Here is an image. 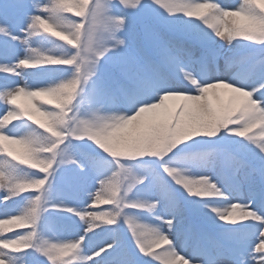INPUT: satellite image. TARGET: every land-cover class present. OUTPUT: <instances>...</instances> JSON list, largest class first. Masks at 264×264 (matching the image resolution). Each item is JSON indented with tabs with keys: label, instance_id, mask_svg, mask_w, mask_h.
<instances>
[{
	"label": "snow or ice",
	"instance_id": "1",
	"mask_svg": "<svg viewBox=\"0 0 264 264\" xmlns=\"http://www.w3.org/2000/svg\"><path fill=\"white\" fill-rule=\"evenodd\" d=\"M0 264H264V0H0Z\"/></svg>",
	"mask_w": 264,
	"mask_h": 264
}]
</instances>
